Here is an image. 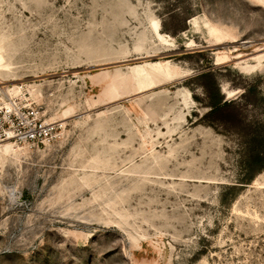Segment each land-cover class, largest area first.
<instances>
[{"label": "rangeland", "instance_id": "obj_1", "mask_svg": "<svg viewBox=\"0 0 264 264\" xmlns=\"http://www.w3.org/2000/svg\"><path fill=\"white\" fill-rule=\"evenodd\" d=\"M8 92L0 264H264V0H0Z\"/></svg>", "mask_w": 264, "mask_h": 264}, {"label": "built area", "instance_id": "obj_2", "mask_svg": "<svg viewBox=\"0 0 264 264\" xmlns=\"http://www.w3.org/2000/svg\"><path fill=\"white\" fill-rule=\"evenodd\" d=\"M6 96L8 102L0 106V142L39 148L54 137L57 125L46 120L39 107L9 92Z\"/></svg>", "mask_w": 264, "mask_h": 264}, {"label": "bare ground", "instance_id": "obj_3", "mask_svg": "<svg viewBox=\"0 0 264 264\" xmlns=\"http://www.w3.org/2000/svg\"><path fill=\"white\" fill-rule=\"evenodd\" d=\"M175 77L176 75L174 73L165 71L162 65L154 66L145 78V87L164 85L172 81ZM7 146L11 147L12 144L8 143Z\"/></svg>", "mask_w": 264, "mask_h": 264}]
</instances>
